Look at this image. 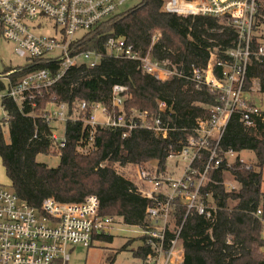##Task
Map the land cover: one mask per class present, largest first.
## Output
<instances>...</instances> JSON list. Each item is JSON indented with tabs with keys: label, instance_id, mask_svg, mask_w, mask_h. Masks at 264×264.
<instances>
[{
	"label": "trees",
	"instance_id": "trees-1",
	"mask_svg": "<svg viewBox=\"0 0 264 264\" xmlns=\"http://www.w3.org/2000/svg\"><path fill=\"white\" fill-rule=\"evenodd\" d=\"M164 2L142 0L87 34L81 46L83 50L105 54L101 62L93 68L87 65L71 68L51 87L26 92L21 102L7 95L11 87L30 72L49 69L55 73L58 63L45 58L14 73H11L14 69H7L3 74L7 86L0 78V92L8 89L0 97L6 115V120L0 121V159L10 186L29 206L41 210L48 198L59 203H77L95 195L100 201L102 217L120 218L125 225L141 230L155 225L147 213L152 202L142 196L134 182L119 174L115 166L145 169L144 165L153 164L159 173H165L169 154L185 145L186 132L194 128L198 118L209 115L207 106L217 104V96L207 88L197 90L182 78L157 80L141 68L139 61L107 55L104 45L109 37L123 38L140 55L150 52L156 61L168 60L187 73L191 65L206 67L211 54L228 59L226 53L238 42V35L227 18L165 12ZM257 22L256 43L264 38L262 7ZM2 30L0 13L1 35ZM159 34V40L153 43ZM255 81L259 93L264 94V57L252 59L246 88ZM117 85L127 88L121 109L112 105V92ZM82 102L89 108L79 112ZM161 102L166 104L165 110L160 109ZM51 103L68 106L65 146L60 149L52 139L55 128L45 117ZM94 104L107 108L113 119L120 114L127 121L133 118L138 127L124 137L126 129L86 123ZM142 114L160 117L173 131L166 139L157 137L153 131L140 127ZM4 123L8 125L10 143L3 136ZM220 146L224 152L251 151L256 162L252 166L239 160L231 164L225 161L211 173V181L202 191L205 204L212 209L209 218L197 212L186 217L187 208L177 198L171 210L165 248H169L181 228L182 264H264V112L252 128H246L240 116H234ZM53 147L59 151L57 168L37 162L38 154H49ZM206 161L207 153H204L194 167L203 169ZM229 176L237 190L225 187ZM258 211L261 215H257ZM94 239L111 243L113 236L102 232L94 235ZM145 240L141 237L142 244L135 253L150 252Z\"/></svg>",
	"mask_w": 264,
	"mask_h": 264
},
{
	"label": "built area",
	"instance_id": "built-area-1",
	"mask_svg": "<svg viewBox=\"0 0 264 264\" xmlns=\"http://www.w3.org/2000/svg\"><path fill=\"white\" fill-rule=\"evenodd\" d=\"M172 1L165 0L162 10L183 16L227 18L238 35V42L226 53L228 59H219L211 54L206 67L191 65L187 73L168 60L156 61L150 52L140 55L123 38L109 37L104 45L107 55L139 61L141 68L157 80L182 78L197 90L207 88L218 100L217 104L207 106L209 115L198 118L194 128L186 132L185 145L178 152L169 154L168 160L183 164L178 169L181 173L179 178L138 169L141 181L138 189L152 202L147 213L155 223L152 228L142 230V237L146 239L144 243L150 252L134 254L140 264H152L154 258L155 264H177L180 261L179 251L183 249L181 228L169 248H165L173 202L177 198L183 201L187 208L186 217L193 212L211 217L212 209L205 204L202 193L211 181V173L225 161L228 164L236 160L245 163L239 154L221 150L229 122L238 115L246 128H252L256 118L262 116L261 108L254 101V88H246L252 59L264 57V38L257 39L256 43L261 0ZM124 3L125 0H0L2 36L13 45L15 54L27 60V64L45 58L58 63L55 73L49 69L30 72L12 86L7 95L21 102L26 92L51 87L71 68L82 65L96 67L105 54L83 50L81 45L87 40V34L119 15V8ZM41 20L52 24L44 25ZM48 24L54 29L53 34H48ZM159 37L160 34L155 36L153 43ZM20 70L15 68L11 73ZM126 91L127 88L120 85L113 88L114 107H123ZM51 105L55 108L46 110L47 121L65 123L69 119L68 106L65 103ZM159 107L165 110L167 106L161 102ZM87 108L88 104L82 102L79 112ZM91 110L86 123L92 126L103 124L126 129L124 137L138 127L133 118L127 121L123 114L111 118L107 108L99 104L92 105ZM97 111L106 117L105 123L97 122ZM141 118L140 127L153 131L157 137L166 139L173 131L160 117L142 114ZM52 139L57 149L65 146V139L60 140L55 132ZM204 153H207V161L203 169L195 168L194 164ZM224 185L230 191L237 190L234 182L225 181ZM99 212L100 201L95 195L77 203H59L48 198L43 201L41 210H37L22 201L13 189L0 186V264H67L74 246L91 247L94 235L108 232L114 223L112 217H102ZM257 215H261V211Z\"/></svg>",
	"mask_w": 264,
	"mask_h": 264
},
{
	"label": "rangeland",
	"instance_id": "rangeland-1",
	"mask_svg": "<svg viewBox=\"0 0 264 264\" xmlns=\"http://www.w3.org/2000/svg\"><path fill=\"white\" fill-rule=\"evenodd\" d=\"M142 0H125L123 6L119 8V14H122L135 6L141 3ZM261 7L264 10V0H261ZM164 9V8H163ZM41 23L47 25L51 21L41 20ZM48 24V34H53L54 29L51 25ZM264 30V28H263ZM27 65V60L20 58L14 52L13 45L8 42L1 34H0V78H4V73L7 69H15L21 68ZM3 83L7 86L8 82L4 78ZM252 87L257 90V83H253ZM7 88L2 93L0 92V97L3 94L7 93ZM256 98L254 99L255 103L261 108L264 112V94H255ZM55 105H48L47 110H54ZM96 119L98 123H105L106 117H104L100 111L95 113ZM6 120L5 112L3 111L0 103V121L3 123ZM51 126L55 128L56 136L62 140L65 137V123L60 120H53L51 122ZM2 132L4 139L7 143H10L9 137V129L7 124H2ZM56 151V152H55ZM58 150L53 147L52 151L49 154H38L36 157L37 162L46 164L50 168H57L60 164V157L58 154ZM240 158L245 161L247 165H254L256 162V158L253 152L251 151H243L240 153ZM183 164L177 160H168L167 168L165 173L170 175L173 178H179L181 173L178 171ZM116 170L119 174L125 176L130 179L132 182L137 185L141 184L138 174V166L128 165L125 167L115 166ZM156 165L146 164L143 168L151 170L152 172H156ZM140 169H142L140 167ZM228 182H232L231 177H226ZM0 186L12 189L10 186L9 179L6 175L5 169L2 165L0 159ZM262 190L264 191V171H263V184ZM108 234L113 236V241L106 242L103 240L95 239L92 246L89 248H85L82 246H74L70 251V260L67 264H113L117 261V264H140V261L135 258L134 254L137 250L138 246L142 244L140 242L141 237L143 236L142 230L138 227L127 226L125 225L120 218H114V223L111 225L108 230ZM129 241H133L126 250H123V247Z\"/></svg>",
	"mask_w": 264,
	"mask_h": 264
},
{
	"label": "crops",
	"instance_id": "crops-1",
	"mask_svg": "<svg viewBox=\"0 0 264 264\" xmlns=\"http://www.w3.org/2000/svg\"><path fill=\"white\" fill-rule=\"evenodd\" d=\"M4 78L7 80V78H6V75L4 76ZM4 78H1V80H3ZM255 84L257 83L256 81L254 82ZM257 87H258V84H257ZM255 93H257V94H259V87L257 88V90L255 89ZM261 94V93H260ZM0 103H1V98H0ZM239 156H240V154H239ZM136 184V183H135ZM137 185V184H136ZM137 187H138V185H137ZM182 252V253H181ZM179 255H180V261L177 263V264H182L183 263V260H184V250L182 249V251H179ZM143 259V258H142ZM155 264L156 263V259L154 258V260H153V262H152V264ZM113 264H117V261L116 262H114Z\"/></svg>",
	"mask_w": 264,
	"mask_h": 264
}]
</instances>
